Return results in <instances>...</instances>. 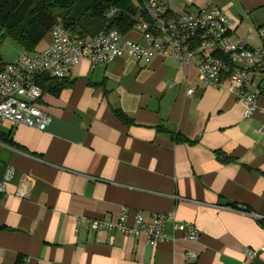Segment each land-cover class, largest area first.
<instances>
[{"label": "crops", "instance_id": "1", "mask_svg": "<svg viewBox=\"0 0 264 264\" xmlns=\"http://www.w3.org/2000/svg\"><path fill=\"white\" fill-rule=\"evenodd\" d=\"M210 1L235 22L234 41L262 45L264 0H172L168 16L198 13ZM124 40L146 45L138 30ZM51 41L50 33L33 53ZM68 79L73 88L41 101L52 119L46 131L0 121L18 146L0 143V182L9 166L17 171L0 194V264L19 255L27 264H188L187 252L198 254L195 264H264V224L255 217H264L263 115L247 116L230 82L208 85L199 60L158 55L147 63L127 53L108 66L84 59ZM253 79L263 107L264 75ZM22 188L27 198L16 196ZM236 205L250 215L217 208ZM123 207L132 210L130 226L137 210L148 222L175 213L201 238L187 242L169 224L167 240L151 246L144 235L94 230L82 220L117 223ZM248 249L259 251L250 263Z\"/></svg>", "mask_w": 264, "mask_h": 264}, {"label": "built area", "instance_id": "2", "mask_svg": "<svg viewBox=\"0 0 264 264\" xmlns=\"http://www.w3.org/2000/svg\"><path fill=\"white\" fill-rule=\"evenodd\" d=\"M171 1L139 0L143 15L137 17L135 30L141 32L146 45L125 41L124 35L114 30L103 31L93 38H82L69 33L59 21L51 31L52 41L47 48L36 53L22 51L0 71V121L46 131L52 119L41 105L45 96L39 84L42 77L65 79L84 59L93 66H108L127 53L147 63L158 55L173 56L182 63L199 60V71L208 85L219 89L230 82L238 100L246 106L247 116L256 111L262 113L260 133H263L264 106L259 107L262 93L252 87L254 76L264 75V26L259 29L262 45L254 48L244 40H233L235 22L213 2L210 1L198 13L169 17ZM116 13L117 10L110 11L108 19L111 20ZM249 38L252 39L253 35L250 34ZM187 93L194 94V89H188ZM16 172L12 166L5 170L0 194H8ZM16 196L27 198L29 192L22 188ZM217 208L250 215L244 206ZM131 215L132 210L123 207L117 223L82 220L89 222L94 230L107 228L127 235H144L151 246L167 240L165 229L169 224L181 231L187 242L198 243L201 238L202 233L194 223L179 221L175 213L154 214L148 222L144 212L137 210L130 226ZM255 217L264 221V217ZM258 255L259 251L248 249L246 262H252ZM185 259L188 264H195L198 254L187 252Z\"/></svg>", "mask_w": 264, "mask_h": 264}, {"label": "trees", "instance_id": "3", "mask_svg": "<svg viewBox=\"0 0 264 264\" xmlns=\"http://www.w3.org/2000/svg\"><path fill=\"white\" fill-rule=\"evenodd\" d=\"M112 10H117V13L109 20L107 14ZM139 15H143V11L132 0H0V42L10 38L25 51L33 53L59 21L69 33L82 38H93L106 30L126 35L135 30ZM6 66L0 55V71ZM75 83L76 80L68 78L42 77L39 80L45 94L54 96L73 88ZM114 113L125 125H136L123 111L115 110ZM176 141L183 143L188 139L177 134ZM0 143L18 147L9 134L2 131ZM217 154L224 162L230 160L222 152ZM261 222L264 224V221ZM15 264H27V257L19 255Z\"/></svg>", "mask_w": 264, "mask_h": 264}, {"label": "rangeland", "instance_id": "4", "mask_svg": "<svg viewBox=\"0 0 264 264\" xmlns=\"http://www.w3.org/2000/svg\"><path fill=\"white\" fill-rule=\"evenodd\" d=\"M135 3H137L136 0ZM21 50H24L22 46L10 38L0 42V55L6 62L13 61Z\"/></svg>", "mask_w": 264, "mask_h": 264}]
</instances>
